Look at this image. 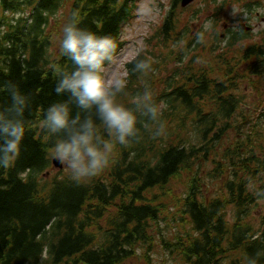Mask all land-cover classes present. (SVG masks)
Instances as JSON below:
<instances>
[{
  "label": "trees",
  "instance_id": "1",
  "mask_svg": "<svg viewBox=\"0 0 264 264\" xmlns=\"http://www.w3.org/2000/svg\"><path fill=\"white\" fill-rule=\"evenodd\" d=\"M136 1L0 0L2 12L18 15L0 17V106L11 104L8 81L29 97L21 155L0 168V264H124L139 245L150 251L164 206L155 191L171 196L174 181H184L174 200L190 233L163 242L171 253L184 264H264V31L258 42H244L249 33L241 31L223 45L214 30L198 41L203 31L191 23L178 31L179 0H172L156 41L125 65L118 96L135 110V97L150 91L166 135L154 137L157 124L137 113L142 139L118 145L101 175L79 183L68 168L45 176L61 136L42 121L50 105L69 99L54 91L58 69L74 68L60 51L64 25L77 12L79 27L110 36L118 54ZM210 1L214 8L204 12L217 23L226 1L245 0ZM137 59L153 70L136 72Z\"/></svg>",
  "mask_w": 264,
  "mask_h": 264
},
{
  "label": "clouds",
  "instance_id": "2",
  "mask_svg": "<svg viewBox=\"0 0 264 264\" xmlns=\"http://www.w3.org/2000/svg\"><path fill=\"white\" fill-rule=\"evenodd\" d=\"M155 11L147 6L140 9L142 16L153 15ZM210 25L211 21L205 27ZM196 36L198 41L203 39V32ZM60 51L74 68L71 72L58 69L54 91L57 95L67 93L69 99L50 105L42 124L48 133L61 136L54 148L55 159L67 166L77 183L91 180L108 169L118 145L128 147L140 142L137 113L157 124L152 132L154 137L166 135L165 124L160 120L162 106L150 91L135 97V110L118 102V96L127 87V72L111 82L105 76L118 59L117 44L110 36H98L79 27L78 13L74 11L71 21L63 27ZM134 68L145 75L153 70L148 59H137ZM3 89L11 104L0 106V168H9L21 155L29 97L12 81L5 83ZM72 105L85 113L83 118L79 112L72 115ZM97 120L104 125L107 139L98 131Z\"/></svg>",
  "mask_w": 264,
  "mask_h": 264
},
{
  "label": "rangeland",
  "instance_id": "3",
  "mask_svg": "<svg viewBox=\"0 0 264 264\" xmlns=\"http://www.w3.org/2000/svg\"><path fill=\"white\" fill-rule=\"evenodd\" d=\"M172 0H137L135 9L131 20L122 28L121 41L123 47L117 54L118 59L113 63L105 73L109 82L116 79L121 73L125 72V65L132 61L138 53L146 51L149 43L156 41L160 35V27L164 20L166 13L169 10ZM206 0H195L186 8L181 9L179 6L176 9V15L179 17L181 24H179L178 31H182L184 27H190L196 32L202 30L205 33V39L213 34L212 30L223 40V45L226 44L227 38L234 32L244 31L241 29L240 23L244 24L249 29L247 37L244 42H258L262 37L264 31V0H245L241 4H230L226 1L221 8L220 19L216 23L211 18V13L204 12L206 7L211 10L214 4L207 0L209 5L205 4ZM246 4L250 5V10L246 8ZM151 7L155 9V14L150 16H142L140 9L143 7ZM220 6V2L216 4V8ZM200 11V13H199ZM0 17L7 19H15L18 15H13L9 11H1ZM194 20V21H192ZM211 21L210 27L205 26ZM210 41H208V44ZM208 47V46H207ZM155 48H152L151 54L155 53ZM55 156L53 155L52 158ZM67 166L64 165V169ZM57 169L53 167L45 174L46 177H51ZM182 184L173 182L171 185V196L165 197L159 191H155L158 195L157 201L163 203L162 211L159 214L158 222L152 226L151 235L153 243L150 251H147V246L139 245L136 256L127 260L124 264H145V259H149L150 264H184L180 258L171 253L167 247L163 245L164 241H174L176 236L185 237L190 233V226L187 219L180 213V206L174 200L175 196H180L184 192ZM208 190L211 186L206 185Z\"/></svg>",
  "mask_w": 264,
  "mask_h": 264
},
{
  "label": "water",
  "instance_id": "4",
  "mask_svg": "<svg viewBox=\"0 0 264 264\" xmlns=\"http://www.w3.org/2000/svg\"><path fill=\"white\" fill-rule=\"evenodd\" d=\"M194 1L195 0H180L179 2L180 8L181 9L186 8ZM240 28L243 29L244 31H247L249 29L244 24H240ZM51 163H52V167L57 170H61L64 167V165H61L55 158L52 159Z\"/></svg>",
  "mask_w": 264,
  "mask_h": 264
}]
</instances>
